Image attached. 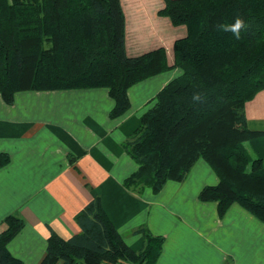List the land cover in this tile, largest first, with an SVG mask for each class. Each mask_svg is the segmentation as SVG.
Here are the masks:
<instances>
[{"label":"trees","instance_id":"obj_1","mask_svg":"<svg viewBox=\"0 0 264 264\" xmlns=\"http://www.w3.org/2000/svg\"><path fill=\"white\" fill-rule=\"evenodd\" d=\"M157 13L187 30L174 41L172 64L164 47L126 53L120 0H0L2 99L12 104L23 90L103 87L115 118L130 107V86L179 68L122 142L137 164L124 185L156 193L168 180L183 181L201 158L219 181L203 186L199 200L216 202L220 216L237 203L264 223V130L250 128L244 110L264 89V0H164ZM237 17L245 22L238 40L220 27ZM9 160L1 152L0 168ZM74 220L80 231L68 239L50 231L39 264H156L164 238L139 227L142 245L133 250L98 196ZM3 221L0 264H23L7 244L24 220L14 213Z\"/></svg>","mask_w":264,"mask_h":264},{"label":"crops","instance_id":"obj_2","mask_svg":"<svg viewBox=\"0 0 264 264\" xmlns=\"http://www.w3.org/2000/svg\"><path fill=\"white\" fill-rule=\"evenodd\" d=\"M125 17V50L130 56L164 47L173 63V44L184 25L158 15L164 0H120ZM179 68H171L130 86L129 109L112 118L106 88L23 90L12 104L0 95V231L8 214L24 220L8 242L23 264H39L50 231L68 239L80 231L74 215L98 196L125 243L142 245L139 227L164 238L156 264H264V223L237 203L224 215L217 203L201 201L203 186L219 178L198 159L183 181L168 180L154 193L127 187L124 179L137 168L122 142L152 106L158 91ZM247 124L264 130V89L245 104Z\"/></svg>","mask_w":264,"mask_h":264},{"label":"clouds","instance_id":"obj_3","mask_svg":"<svg viewBox=\"0 0 264 264\" xmlns=\"http://www.w3.org/2000/svg\"><path fill=\"white\" fill-rule=\"evenodd\" d=\"M223 31L231 32L234 37L238 40L240 39V33L243 28H245V22L243 19L237 17L235 22L231 25H221ZM199 96H196L195 99H199Z\"/></svg>","mask_w":264,"mask_h":264},{"label":"rangeland","instance_id":"obj_4","mask_svg":"<svg viewBox=\"0 0 264 264\" xmlns=\"http://www.w3.org/2000/svg\"><path fill=\"white\" fill-rule=\"evenodd\" d=\"M247 147H249V145L246 144ZM249 152L252 154L251 150H250V147L248 148Z\"/></svg>","mask_w":264,"mask_h":264}]
</instances>
